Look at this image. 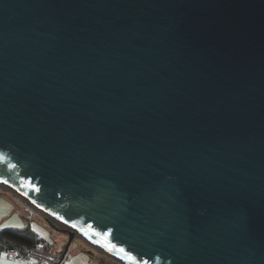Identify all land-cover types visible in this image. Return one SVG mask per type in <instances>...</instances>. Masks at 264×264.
Segmentation results:
<instances>
[{
  "label": "water",
  "instance_id": "95a60500",
  "mask_svg": "<svg viewBox=\"0 0 264 264\" xmlns=\"http://www.w3.org/2000/svg\"><path fill=\"white\" fill-rule=\"evenodd\" d=\"M0 182L122 264H264V0H0Z\"/></svg>",
  "mask_w": 264,
  "mask_h": 264
},
{
  "label": "crops",
  "instance_id": "0c3cea01",
  "mask_svg": "<svg viewBox=\"0 0 264 264\" xmlns=\"http://www.w3.org/2000/svg\"><path fill=\"white\" fill-rule=\"evenodd\" d=\"M14 192L15 191L7 185L0 183V230L6 228L28 227L39 233L37 228H35L34 225L32 226V223L25 218V213L29 211L26 203L23 202L20 198H18L14 194ZM15 213H18L19 217L25 219V225H18L21 221L18 216H14ZM80 242L83 246V249H81L79 252H74L72 254H66V252L64 251L60 253L61 255H56V249L50 248L49 245H44L39 251L50 256L52 255L56 257V259L60 261L61 264H112L110 262L116 263L115 261H111L108 259H98V255L100 253H104L103 251H99L96 248H93L83 239ZM3 250L4 249H2L1 252ZM0 264H36V260L33 259L27 261L23 260L16 262H8L4 257H0ZM116 264H121V262H117Z\"/></svg>",
  "mask_w": 264,
  "mask_h": 264
},
{
  "label": "rangeland",
  "instance_id": "374dc122",
  "mask_svg": "<svg viewBox=\"0 0 264 264\" xmlns=\"http://www.w3.org/2000/svg\"><path fill=\"white\" fill-rule=\"evenodd\" d=\"M0 183L3 184L2 182ZM14 194L18 198H20L23 202L26 203L29 211L25 213V218L32 223V226L34 225V227L37 228V230L39 231V234L45 239V242L47 243V245H49L50 248L52 249H56V253H57L56 255H59L61 252H64V251L66 252V254H69V253L72 254L74 252H79L81 249H83V246L80 242L82 239L85 242H87L90 246H92L93 248H96L99 251H103L101 250V248H99L98 246H95L93 243L88 241L86 238L81 236L79 233H76L74 237H71V235L68 232H63V231L55 229L42 215L38 213V210L34 204H32L30 201H28L26 198H24L17 192H14ZM14 216H18V218L21 221L18 225L23 226L26 224V222L24 221L25 219H23L22 217H19L18 213H15ZM54 221L55 223H59L57 220H54ZM2 254H3V251L0 252V257L3 258ZM97 258L98 259H108L111 261H115L116 263L120 262L118 259L106 253H100ZM33 259L34 258L31 256H27L24 261L33 260ZM7 261L16 262L17 260H7ZM110 263L116 264L113 262H110ZM36 264H45V263L43 261L36 260Z\"/></svg>",
  "mask_w": 264,
  "mask_h": 264
},
{
  "label": "trees",
  "instance_id": "16d2710c",
  "mask_svg": "<svg viewBox=\"0 0 264 264\" xmlns=\"http://www.w3.org/2000/svg\"><path fill=\"white\" fill-rule=\"evenodd\" d=\"M38 243L47 245L45 239L31 228H6L0 230V252L7 244L35 247Z\"/></svg>",
  "mask_w": 264,
  "mask_h": 264
},
{
  "label": "built area",
  "instance_id": "2783aa9c",
  "mask_svg": "<svg viewBox=\"0 0 264 264\" xmlns=\"http://www.w3.org/2000/svg\"><path fill=\"white\" fill-rule=\"evenodd\" d=\"M43 243H38L35 247H21L18 245H5L3 257L6 260L23 261L27 256L33 257L35 260L43 261L48 264H61L54 256L42 253Z\"/></svg>",
  "mask_w": 264,
  "mask_h": 264
},
{
  "label": "snow or ice",
  "instance_id": "6c2138e0",
  "mask_svg": "<svg viewBox=\"0 0 264 264\" xmlns=\"http://www.w3.org/2000/svg\"><path fill=\"white\" fill-rule=\"evenodd\" d=\"M121 251H123V249H121Z\"/></svg>",
  "mask_w": 264,
  "mask_h": 264
}]
</instances>
